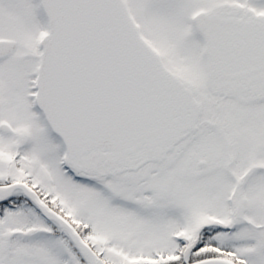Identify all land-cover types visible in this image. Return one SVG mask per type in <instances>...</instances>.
<instances>
[{"label": "snow or ice", "instance_id": "snow-or-ice-1", "mask_svg": "<svg viewBox=\"0 0 264 264\" xmlns=\"http://www.w3.org/2000/svg\"><path fill=\"white\" fill-rule=\"evenodd\" d=\"M0 264H264V0H0Z\"/></svg>", "mask_w": 264, "mask_h": 264}]
</instances>
